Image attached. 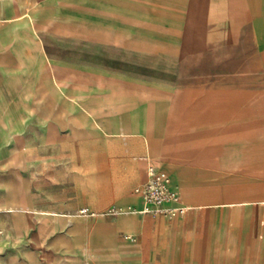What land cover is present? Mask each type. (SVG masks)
I'll return each mask as SVG.
<instances>
[{"label": "crops", "instance_id": "crops-1", "mask_svg": "<svg viewBox=\"0 0 264 264\" xmlns=\"http://www.w3.org/2000/svg\"><path fill=\"white\" fill-rule=\"evenodd\" d=\"M47 85L34 116L87 121L39 146L54 176L26 212L69 230L49 262L264 264V0H0V126L24 133ZM151 167L185 215L146 212Z\"/></svg>", "mask_w": 264, "mask_h": 264}, {"label": "rangeland", "instance_id": "rangeland-1", "mask_svg": "<svg viewBox=\"0 0 264 264\" xmlns=\"http://www.w3.org/2000/svg\"><path fill=\"white\" fill-rule=\"evenodd\" d=\"M50 97H54L51 85L46 86L45 98L42 95V99L37 100L33 99L32 94L30 95L27 103H29L31 116L29 125L26 124L24 127V133L21 124L19 127L14 125L10 128L6 125L0 126V264H38V255L41 256L43 253L47 256L46 264H53V261L49 262L53 257L48 255L62 252L60 241L54 240V234L61 231V235H68L69 232L63 228L54 229L55 224L58 226L65 224L63 220L60 222V217L26 212L27 209L34 210L45 200L38 195L41 179L45 176L46 179L54 176V173H44L42 159L44 149L39 146H42L45 141L86 139L84 130L87 127V121L80 111L76 116V122L79 129L83 131L77 133H70L69 120L64 116L56 119L52 116H34L37 109L49 110L52 114L53 102L49 100ZM55 120L57 122L61 120V128L56 130ZM20 139L25 140V145L28 147L23 149L9 147L12 144L11 141ZM63 151L66 153L63 156H70L71 151L75 150L64 149ZM69 215L72 217L68 220L76 218L78 221L85 222L95 221L97 218L81 214V211ZM82 230L78 231V236L84 235ZM43 234L45 235L44 244L41 239ZM61 247H64L63 244Z\"/></svg>", "mask_w": 264, "mask_h": 264}, {"label": "built area", "instance_id": "built-area-1", "mask_svg": "<svg viewBox=\"0 0 264 264\" xmlns=\"http://www.w3.org/2000/svg\"><path fill=\"white\" fill-rule=\"evenodd\" d=\"M143 196L148 205L146 212L162 213L170 218L185 215L190 208L183 205L180 194L172 189L171 179L168 174L158 171L155 167L150 168L147 182L138 186L135 190ZM153 206L154 208H150ZM120 211L113 209L110 215H119ZM81 214L95 216V213L84 209Z\"/></svg>", "mask_w": 264, "mask_h": 264}]
</instances>
